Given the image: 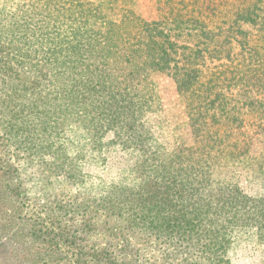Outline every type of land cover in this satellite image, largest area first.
<instances>
[{
    "label": "trees",
    "instance_id": "trees-1",
    "mask_svg": "<svg viewBox=\"0 0 264 264\" xmlns=\"http://www.w3.org/2000/svg\"><path fill=\"white\" fill-rule=\"evenodd\" d=\"M15 1L19 5L13 13L6 15V19L0 18V45L9 44L19 56L11 59L19 70L10 71L12 67L8 62L5 63L8 67H0V78L3 77L0 80L1 123L11 126L27 123V120L47 121L50 129V120L64 112L71 118L77 116L84 126L96 124L102 134L112 132L114 145L131 148L146 157L136 169L141 180L135 194L136 203L141 202L142 207L152 203V208H161L168 199L176 200L181 206L187 203L179 211L180 219L156 225L177 237L169 241L173 252L162 258V264H194L193 253L205 255L196 257L200 260L196 264H228L224 257L225 236L240 228L253 230L259 243L264 245V197L246 195L234 182L231 166L222 159L233 157L245 141L264 144V135L248 138L245 133L234 132L238 110L227 109V95L242 91L248 100L245 106L252 112L264 113V0H153L157 16L151 22L133 14H126L117 21L110 15L109 8L91 0ZM229 17L233 18L230 32L237 28L231 37L241 36V43L237 41L240 52L236 55H231V41L223 32ZM210 25L214 30H207ZM243 25L255 29L252 43L247 40L248 32L240 30ZM171 32L188 35L199 32L208 44L194 51L187 47L191 56L187 63H180L173 57L178 54ZM29 47L38 52L52 50L54 58L60 56L55 59V75L52 76V83L57 85L56 99L38 95L31 105L26 104L31 89L26 84L37 82L33 76L30 79L28 75H18L27 65L19 60L27 57L19 54ZM61 49H65L64 55L60 54ZM3 50L7 51L0 48V52ZM203 53L221 62L215 71L205 73L199 67ZM57 66H62L67 73L63 69L60 80L56 77L59 75ZM33 67L30 65V74L37 72ZM153 73L173 80L190 125L205 119L212 123L213 136L219 143L215 147L220 154L210 163L214 165L213 172L191 158L197 145L189 149L179 147L169 155L150 151L151 128L143 121L142 108L150 103L151 97H145L142 88L148 79L152 85L149 77ZM73 77L81 83V99H78L81 105L76 108L70 107L76 90L71 85L63 97L66 101L68 98L69 105L57 99L62 92L59 81H75ZM35 97L36 94L32 99ZM217 110L222 112L220 117L215 114ZM52 123L57 128L69 125L65 120ZM39 130L42 134L47 132L45 127ZM8 140L0 135V142ZM165 157L170 158L162 165L153 162ZM149 160L156 167L145 175ZM115 189L112 187L110 192L114 194ZM105 202L113 204L116 199L106 197ZM13 258L12 262L0 264H38L41 256L26 251L15 253ZM75 259L81 264L97 262L85 255ZM130 262L136 264L133 259ZM99 264L120 263L107 257Z\"/></svg>",
    "mask_w": 264,
    "mask_h": 264
},
{
    "label": "rangeland",
    "instance_id": "rangeland-1",
    "mask_svg": "<svg viewBox=\"0 0 264 264\" xmlns=\"http://www.w3.org/2000/svg\"><path fill=\"white\" fill-rule=\"evenodd\" d=\"M91 1L109 8L110 15L117 21L126 14L147 22L157 16L153 0ZM18 5L15 0H0V18L6 19V15L13 13ZM228 20L223 32L231 41V55H236L240 52L237 41L241 36L231 37L237 28L230 32L233 18ZM212 21L214 23L215 19ZM211 28L212 25L207 30H214ZM240 30L248 32L250 43L255 40L256 32L252 26L243 25ZM170 35L177 46L178 55L173 57L180 63H185L191 56L187 47L194 51L208 44L199 32L190 35L171 32ZM0 48L7 50L0 52V67H8L5 65L8 62L12 67L10 71L19 70L11 62L14 57L19 58L17 53L7 43H2ZM23 49L19 55L27 58L19 60L27 65L24 71H18V75H28L30 79L33 76L37 81L35 85L32 82L26 84V87L31 86L26 104L31 105L38 95L56 99L54 91L57 85L52 83V76L55 75V59L60 56L54 58L52 50ZM65 53V49H61L60 54ZM202 55L204 59L199 60V67L205 73L215 71L221 62L211 60L205 53ZM30 65L37 72L30 74ZM63 69L62 66L56 67L58 80L62 79ZM73 78L76 80L59 81L62 92L57 99L68 106V98L66 101L63 97L71 85L76 90L70 107L76 108L81 105L78 102L81 83ZM149 78L152 85L148 79L143 83L142 91L151 100L142 108L145 111L142 114L143 121L151 128L150 151L169 155L179 147L189 149L197 145L191 158L209 168L207 171L212 170L214 165L210 163L220 155L215 147L219 143L213 136L215 129L212 123L205 119L190 125L173 80L159 73H153ZM247 101L242 91H235L233 95H227V109L238 110L234 132L257 138L264 135V113L252 112L245 106ZM215 114L220 117L222 112L217 110ZM61 120L69 125L57 128L52 123ZM49 124L50 129L47 121L33 123L27 120V123L11 126L0 122V135L9 139L8 142H0V262H12L15 253L28 251L41 256L38 264H81L75 259L78 255L96 260V264L105 262L107 257L120 264H132L131 259L136 264H162V258L173 252L170 240L177 237L170 230H161L156 225L180 219L179 211L187 203L181 206L176 200L168 199V202L163 201L161 208H152V203L142 207L141 202L135 201L141 184L136 169L146 157L131 148L114 145L112 132L102 134L99 126L92 123L84 126L77 116L71 118L64 112L58 113ZM40 127L49 130L42 134ZM166 158L170 157L153 162L162 165ZM222 159L231 166L234 182L246 195L264 197L263 143L245 141L233 157ZM153 162L148 161L145 175L156 167ZM112 187L116 188L114 194L110 192ZM106 197H114L116 202L109 204L105 202ZM225 237L224 257L228 264H264V245L259 243L253 230L235 229L227 232ZM191 256H194L196 264L200 261L196 257L205 255L193 253Z\"/></svg>",
    "mask_w": 264,
    "mask_h": 264
}]
</instances>
